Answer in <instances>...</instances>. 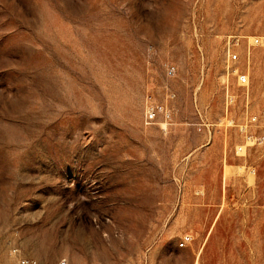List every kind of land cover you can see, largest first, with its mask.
Returning <instances> with one entry per match:
<instances>
[{"label": "rangeland", "instance_id": "374dc122", "mask_svg": "<svg viewBox=\"0 0 264 264\" xmlns=\"http://www.w3.org/2000/svg\"><path fill=\"white\" fill-rule=\"evenodd\" d=\"M258 36L264 0H0V264H264Z\"/></svg>", "mask_w": 264, "mask_h": 264}, {"label": "built area", "instance_id": "2783aa9c", "mask_svg": "<svg viewBox=\"0 0 264 264\" xmlns=\"http://www.w3.org/2000/svg\"><path fill=\"white\" fill-rule=\"evenodd\" d=\"M252 44L254 46H264V36H258L253 38ZM228 54L232 60H238L237 54H231V48L228 47ZM250 78L247 77L246 74H240L238 76V80L241 84H247ZM157 115V108L151 107L146 113V120L147 122L151 123L156 119ZM11 256L15 258L12 264H37V262L33 259L26 258L20 255V251L17 248H13L11 250Z\"/></svg>", "mask_w": 264, "mask_h": 264}]
</instances>
